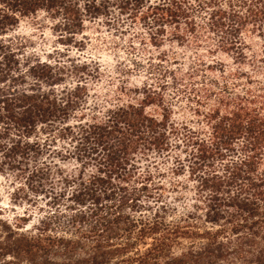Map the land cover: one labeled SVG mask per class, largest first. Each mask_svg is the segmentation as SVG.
<instances>
[{
  "label": "trees",
  "instance_id": "trees-1",
  "mask_svg": "<svg viewBox=\"0 0 264 264\" xmlns=\"http://www.w3.org/2000/svg\"><path fill=\"white\" fill-rule=\"evenodd\" d=\"M38 14L79 51L88 30L129 35L114 89L95 92L104 74L92 57L57 46L42 59L12 36ZM257 76L264 0H0V175L25 205L12 227L0 219V258L264 264ZM30 207L40 217L23 232Z\"/></svg>",
  "mask_w": 264,
  "mask_h": 264
},
{
  "label": "rangeland",
  "instance_id": "rangeland-1",
  "mask_svg": "<svg viewBox=\"0 0 264 264\" xmlns=\"http://www.w3.org/2000/svg\"><path fill=\"white\" fill-rule=\"evenodd\" d=\"M37 20L33 18H27L24 19L19 23V26L16 28V30L12 33V36H19V37H25L31 41L32 48L35 53H37L42 59H44V56L46 53H50L53 49V47H59L62 49L63 46L56 43L55 37L53 36L51 30L49 27L46 26V24H42V14L37 15ZM41 21V22H40ZM42 25H41V24ZM49 25V24H48ZM114 31L110 30L106 27H101L98 32L92 30L86 31L87 37L91 39V43L87 45L84 51H79L73 46L70 47H63L66 48L65 50H69V52L66 53L65 56L68 55L71 59H89L88 57H92L95 62L97 61L102 65L103 71V78L102 82L98 83L96 86H93L95 89V92L98 95H102L106 91H110L114 89V85L116 84L115 81L109 82V77L111 79H115L117 77V74L114 72L116 68L117 62H122L123 59L127 61V59H130L128 55H126V51L124 47V43L121 45L123 41H126L129 35H123L118 33H113ZM116 35V36H115ZM99 39L98 41H95L96 39ZM122 39V42L120 41ZM114 42L119 43V45H115ZM135 46L137 47V41H134ZM44 55V56H43ZM156 55V54H155ZM154 55V56H155ZM54 56V55H53ZM57 56V55H56ZM63 56L59 58L60 60H66V57ZM132 82H137L139 77L131 76ZM259 81L262 80L261 76H257ZM263 81V80H262ZM264 82V81H263ZM112 84V85H111ZM253 88H256V85H252ZM264 88V84L262 85ZM92 93V92H91ZM184 103H182L181 106H183ZM180 106L174 110L173 117L176 119H180L181 115V109H179ZM11 179H6L5 177L0 175V219L1 221L7 223L9 226H13L14 221L13 217L16 214H22L24 212V207L19 205H13V203L10 201V194L12 191V186L10 184ZM172 202V200H170ZM21 204V203H20ZM178 206V212L181 211V205L183 203H176ZM181 206V207H180ZM27 213H32V216L30 217L31 222L27 223L25 225V228L22 230H29L28 232L32 231V225L37 222V219L39 216V211L37 208H27ZM1 229V228H0ZM5 230V229H4ZM6 233L0 231V237L3 239ZM177 251V250H176ZM0 264H25L23 261H20L18 259L12 258L11 256L2 257L0 258Z\"/></svg>",
  "mask_w": 264,
  "mask_h": 264
}]
</instances>
